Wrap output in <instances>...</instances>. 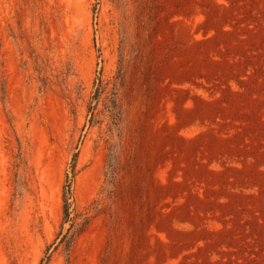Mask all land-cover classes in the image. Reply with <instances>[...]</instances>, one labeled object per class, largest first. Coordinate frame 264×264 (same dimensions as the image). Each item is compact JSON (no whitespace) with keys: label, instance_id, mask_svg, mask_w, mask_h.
I'll use <instances>...</instances> for the list:
<instances>
[{"label":"rangeland","instance_id":"374dc122","mask_svg":"<svg viewBox=\"0 0 264 264\" xmlns=\"http://www.w3.org/2000/svg\"><path fill=\"white\" fill-rule=\"evenodd\" d=\"M35 7L48 33L30 39L24 12L26 45L0 0V264H264V0ZM76 153L70 211L89 224L68 248Z\"/></svg>","mask_w":264,"mask_h":264},{"label":"trees","instance_id":"16d2710c","mask_svg":"<svg viewBox=\"0 0 264 264\" xmlns=\"http://www.w3.org/2000/svg\"><path fill=\"white\" fill-rule=\"evenodd\" d=\"M41 0H17L18 5H19V10H17V25H18V32H16L15 37L19 38L22 40V42L26 43V45L29 44L28 41V35H27V30L24 28V18H23V14L24 12H31L32 17H30L31 19V28H33L34 26H38L39 29L41 28L42 30H40L39 32H37L35 35L30 34L29 38L31 39L32 36L34 37H38L40 36V39H43L41 36L42 34L45 35L48 33V22H46L45 19H40L38 23H34V21L37 19V17L35 18V15L37 14L38 11V7H35V4L40 2ZM99 3H97L94 7V10L97 9V5ZM29 18V17H28ZM27 18V19H28ZM39 18V16H38ZM30 47V45L28 46ZM30 52H31V56H33L34 58V64H35V70L37 71V74L39 75V89L41 91V93L44 92L45 90V85H46V78L43 76V70L44 67H46V63L44 60L41 59V56L38 55L36 53V51L33 48H29ZM72 67L68 68L69 70H67L68 73L73 74ZM100 87L101 85L99 84V89L97 90L98 94L96 93L95 97L96 99L98 98L99 94H100ZM93 97V98H95ZM113 98L110 100V104L108 105V112H109V117L111 122H113V124L116 125H120L121 120H122V112L118 103V97H117V93L114 92L113 93ZM91 110L93 109V107H90ZM78 157V153H76L73 157V165H72V174L70 175L69 173L66 174V184L64 186V191H63V213H64V217H63V224H65L66 222L70 221V227L68 228V231L66 233H63L62 231L59 233V236H61V242H65L66 246L68 248H70L77 236H79L88 226L89 224V218L87 217H81V221H77V219L79 218V216H75L72 217L71 216V211H70V207H71V203L69 202V198L71 195V189H72V181L73 178L75 176V169H76V160ZM118 174H119V161H118V155H117V151L115 149H110V152L108 154V161H107V171H106V176H107V184L109 187L116 188V182H117V178H118ZM111 191V190H110ZM50 250V247L47 248V253ZM46 260L45 264H49L50 260H51V255H47L44 258H42L41 263L40 264H44V261Z\"/></svg>","mask_w":264,"mask_h":264}]
</instances>
